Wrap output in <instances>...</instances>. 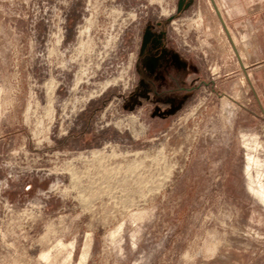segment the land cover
Here are the masks:
<instances>
[{
  "label": "rangeland",
  "instance_id": "obj_1",
  "mask_svg": "<svg viewBox=\"0 0 264 264\" xmlns=\"http://www.w3.org/2000/svg\"><path fill=\"white\" fill-rule=\"evenodd\" d=\"M220 7L0 0V264H264V131ZM156 21L202 64L181 108L143 83Z\"/></svg>",
  "mask_w": 264,
  "mask_h": 264
},
{
  "label": "crops",
  "instance_id": "obj_2",
  "mask_svg": "<svg viewBox=\"0 0 264 264\" xmlns=\"http://www.w3.org/2000/svg\"><path fill=\"white\" fill-rule=\"evenodd\" d=\"M202 1L204 0H175V7L180 16H185L195 13L197 9L200 12ZM209 1L221 6V13L217 15L221 29L229 35L233 33L238 44L242 45V50H237L238 60L242 68L249 71L252 102L258 110L253 119L260 121V127L264 131V0ZM169 36L161 21H156L153 30H148L147 42L143 46L146 57L143 56L140 70L147 73L146 78H142L147 87L152 85L157 90L161 86L177 84L179 93L174 102L178 105L177 108H181L192 93L193 88L189 89L188 86H192L194 81L206 79L200 72L201 62L174 44H169ZM149 75L153 79H148ZM157 93L156 91L155 94ZM145 103L149 106L148 102Z\"/></svg>",
  "mask_w": 264,
  "mask_h": 264
},
{
  "label": "bare ground",
  "instance_id": "obj_3",
  "mask_svg": "<svg viewBox=\"0 0 264 264\" xmlns=\"http://www.w3.org/2000/svg\"><path fill=\"white\" fill-rule=\"evenodd\" d=\"M251 159V158H250ZM250 170H248V172H249ZM253 187V186H252ZM252 191L254 192V193H257L259 196H261L262 197V199H263V201H264V190L263 191H258L257 189H254V188H252Z\"/></svg>",
  "mask_w": 264,
  "mask_h": 264
},
{
  "label": "built area",
  "instance_id": "obj_4",
  "mask_svg": "<svg viewBox=\"0 0 264 264\" xmlns=\"http://www.w3.org/2000/svg\"><path fill=\"white\" fill-rule=\"evenodd\" d=\"M172 24L174 25L175 24V21H172Z\"/></svg>",
  "mask_w": 264,
  "mask_h": 264
}]
</instances>
